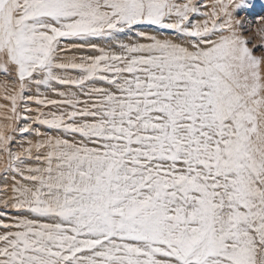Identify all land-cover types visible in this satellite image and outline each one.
<instances>
[{
  "label": "snow or ice",
  "instance_id": "obj_1",
  "mask_svg": "<svg viewBox=\"0 0 264 264\" xmlns=\"http://www.w3.org/2000/svg\"><path fill=\"white\" fill-rule=\"evenodd\" d=\"M256 7L0 0V264H264Z\"/></svg>",
  "mask_w": 264,
  "mask_h": 264
},
{
  "label": "rangeland",
  "instance_id": "obj_2",
  "mask_svg": "<svg viewBox=\"0 0 264 264\" xmlns=\"http://www.w3.org/2000/svg\"><path fill=\"white\" fill-rule=\"evenodd\" d=\"M206 3L211 5L212 0H206ZM256 4H257V7L253 12H251L250 17L254 16L256 12H264V0H256ZM251 27L252 26L250 25V28ZM256 27H259V25L257 24ZM250 35L255 37L257 40L260 39V37L256 35V32L254 29L252 31H250ZM124 42H128L127 39H125ZM77 55H79V53H77ZM6 85L8 86V92L11 93V89H12L11 81H8L3 75H0V100L3 101L5 104H8V101L3 99L4 90H5ZM42 91H44V90L42 89ZM18 123H19V121H18ZM41 132L42 133L45 132L48 134H55L54 133L55 131L53 132V130H49L47 128H41ZM36 136L37 135L35 133H33L32 135L24 134V139L25 140H34L36 138ZM25 146H27L26 143H25Z\"/></svg>",
  "mask_w": 264,
  "mask_h": 264
},
{
  "label": "bare ground",
  "instance_id": "obj_3",
  "mask_svg": "<svg viewBox=\"0 0 264 264\" xmlns=\"http://www.w3.org/2000/svg\"><path fill=\"white\" fill-rule=\"evenodd\" d=\"M12 90V89H11ZM3 105H5V103L3 102V101H1L0 100V106H3ZM9 107H10V105H9ZM10 114V113H9ZM4 115H5V112H4V109H3V107H0V123H4ZM41 128H47L46 126H42ZM48 129V128H47ZM53 132H54V130H53ZM43 133H45V132H43ZM55 133V132H54ZM32 135V134H31ZM17 136H18V138H19V136H20V134H17ZM32 137V136H31ZM40 138L38 137V136H36V138L34 139V140H32V142L33 143H35V142H37L38 140H39ZM25 141H27V140H25Z\"/></svg>",
  "mask_w": 264,
  "mask_h": 264
}]
</instances>
